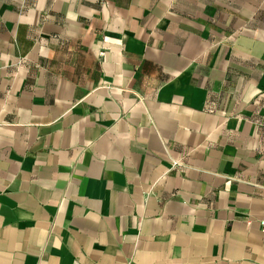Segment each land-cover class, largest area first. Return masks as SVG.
Instances as JSON below:
<instances>
[{"label": "crops", "instance_id": "0c3cea01", "mask_svg": "<svg viewBox=\"0 0 264 264\" xmlns=\"http://www.w3.org/2000/svg\"><path fill=\"white\" fill-rule=\"evenodd\" d=\"M262 215L264 0H0V264H264Z\"/></svg>", "mask_w": 264, "mask_h": 264}, {"label": "built area", "instance_id": "2783aa9c", "mask_svg": "<svg viewBox=\"0 0 264 264\" xmlns=\"http://www.w3.org/2000/svg\"><path fill=\"white\" fill-rule=\"evenodd\" d=\"M172 165L180 164L179 160H172ZM258 229L261 233H264V215L258 219Z\"/></svg>", "mask_w": 264, "mask_h": 264}]
</instances>
